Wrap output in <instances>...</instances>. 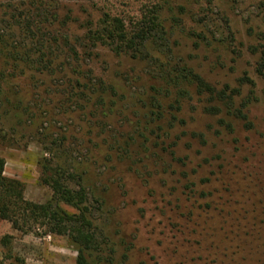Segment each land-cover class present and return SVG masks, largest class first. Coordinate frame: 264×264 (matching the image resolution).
<instances>
[{
    "label": "rangeland",
    "instance_id": "rangeland-1",
    "mask_svg": "<svg viewBox=\"0 0 264 264\" xmlns=\"http://www.w3.org/2000/svg\"><path fill=\"white\" fill-rule=\"evenodd\" d=\"M108 18L146 52L97 41ZM0 44V158L28 201H52L48 172L74 174L107 264H264V0H0ZM167 65L247 104L253 127L195 85L167 94ZM77 256L0 219V264Z\"/></svg>",
    "mask_w": 264,
    "mask_h": 264
},
{
    "label": "trees",
    "instance_id": "trees-1",
    "mask_svg": "<svg viewBox=\"0 0 264 264\" xmlns=\"http://www.w3.org/2000/svg\"><path fill=\"white\" fill-rule=\"evenodd\" d=\"M92 36L97 41L111 47L119 55L132 52L144 54L147 50L146 43L150 40L144 36L145 39L141 43H137L133 37L128 36L123 22L109 18L102 22L101 29L94 32ZM0 45L3 46V44ZM175 70L171 65H167L163 71L162 78L167 94L181 91L180 88H183V85H195L201 93H209L221 101H229L230 103L226 107L228 114L243 122L247 129L253 127L245 113L247 104L236 109L233 107V97L228 96L226 91L217 92L193 70H182L181 75L176 74ZM257 72L260 76L264 75V52L261 53ZM156 104L157 107H161L162 103L156 99ZM217 110L219 111V109ZM227 127L234 133L231 125ZM5 169L6 161L0 158V219L2 221L10 223L15 231L23 235L43 231L45 236L67 237L77 247L76 264H91L90 259L94 255L98 256L96 261L99 264L109 262L108 257L111 258L115 252L112 249L108 250L107 239L95 228L88 207L89 195L84 188L73 183L76 180L74 174L60 169L51 174L48 172L44 183L53 191V198L52 201L42 205L28 201L24 195L23 184L17 180L6 178ZM96 202L99 209L104 206L102 200V203L98 200ZM62 205H66L76 212L70 213ZM10 239L12 237H5L2 244L7 246ZM125 258L127 259V257Z\"/></svg>",
    "mask_w": 264,
    "mask_h": 264
}]
</instances>
